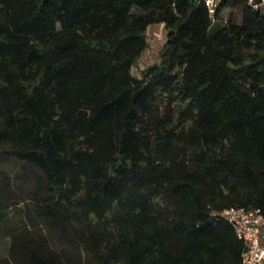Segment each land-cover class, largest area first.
Returning <instances> with one entry per match:
<instances>
[{
  "label": "trees",
  "instance_id": "16d2710c",
  "mask_svg": "<svg viewBox=\"0 0 264 264\" xmlns=\"http://www.w3.org/2000/svg\"><path fill=\"white\" fill-rule=\"evenodd\" d=\"M154 25L161 61L137 77ZM233 207L264 213V9L0 0L11 264H242Z\"/></svg>",
  "mask_w": 264,
  "mask_h": 264
},
{
  "label": "built area",
  "instance_id": "2783aa9c",
  "mask_svg": "<svg viewBox=\"0 0 264 264\" xmlns=\"http://www.w3.org/2000/svg\"><path fill=\"white\" fill-rule=\"evenodd\" d=\"M213 16L223 0H203ZM255 8L264 9V0H250ZM244 242L242 264H264V213L259 209L228 208L220 213Z\"/></svg>",
  "mask_w": 264,
  "mask_h": 264
},
{
  "label": "rangeland",
  "instance_id": "374dc122",
  "mask_svg": "<svg viewBox=\"0 0 264 264\" xmlns=\"http://www.w3.org/2000/svg\"><path fill=\"white\" fill-rule=\"evenodd\" d=\"M235 16H238L239 12L236 11L233 13ZM230 12L226 13V16H229ZM148 43L149 47L147 51L144 53L143 57L139 61V63L135 66L133 73L135 76L140 77L141 72L155 64H159L161 61V51L167 42V31L164 26L154 25L150 27L148 33ZM11 174H14L15 171L18 170L19 166L16 163H10L5 165ZM31 185L26 186V190H29ZM42 223V222H40ZM53 246H56V243H52ZM10 247V239L9 238H1L0 237V264H6L5 261H8L9 254L8 249ZM10 261V260H9ZM11 264V261L8 262Z\"/></svg>",
  "mask_w": 264,
  "mask_h": 264
},
{
  "label": "crops",
  "instance_id": "0c3cea01",
  "mask_svg": "<svg viewBox=\"0 0 264 264\" xmlns=\"http://www.w3.org/2000/svg\"><path fill=\"white\" fill-rule=\"evenodd\" d=\"M161 26H163V25H161Z\"/></svg>",
  "mask_w": 264,
  "mask_h": 264
}]
</instances>
